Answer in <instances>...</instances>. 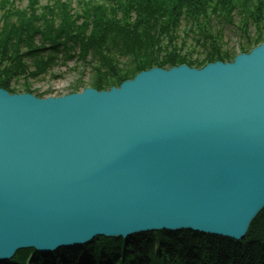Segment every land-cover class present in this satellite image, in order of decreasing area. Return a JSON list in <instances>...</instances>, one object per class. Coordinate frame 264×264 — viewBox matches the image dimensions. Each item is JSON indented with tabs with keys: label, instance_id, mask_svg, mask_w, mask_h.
I'll return each instance as SVG.
<instances>
[{
	"label": "water",
	"instance_id": "1",
	"mask_svg": "<svg viewBox=\"0 0 264 264\" xmlns=\"http://www.w3.org/2000/svg\"><path fill=\"white\" fill-rule=\"evenodd\" d=\"M264 209V43L107 91L0 89V263L94 239L241 241Z\"/></svg>",
	"mask_w": 264,
	"mask_h": 264
},
{
	"label": "trees",
	"instance_id": "2",
	"mask_svg": "<svg viewBox=\"0 0 264 264\" xmlns=\"http://www.w3.org/2000/svg\"><path fill=\"white\" fill-rule=\"evenodd\" d=\"M18 2L0 0V89L10 94L49 97L32 91L31 83L71 60L74 71L90 73L89 87L97 91L152 68L230 62L237 54L222 50L227 26L243 38L240 54L264 43V0H97L78 8L69 0H27L24 7ZM182 21L190 26L193 46L203 51L201 59L182 55ZM0 264H264V209L237 242L188 231L152 232L125 240L99 237L48 255L20 250Z\"/></svg>",
	"mask_w": 264,
	"mask_h": 264
},
{
	"label": "rangeland",
	"instance_id": "3",
	"mask_svg": "<svg viewBox=\"0 0 264 264\" xmlns=\"http://www.w3.org/2000/svg\"><path fill=\"white\" fill-rule=\"evenodd\" d=\"M40 5H44L46 1L50 0H39ZM67 1V0H61ZM89 1H97V0H69V3L72 5V7L78 8L79 6H82L84 2H89ZM27 0H19L17 6H22L24 7L26 5ZM237 6V5H236ZM239 7V6H238ZM238 23V17H234L233 19V24L234 26H237ZM200 26H204V22L201 21ZM199 26V27H200ZM189 25L186 24L185 22H181V25L178 29V34L181 37H186L188 39H183L182 41L186 42L185 47L183 48L184 50L182 51V55L186 56L187 59H201L202 58V53L203 51L200 50V48H197L196 46H193L192 39L188 37V34L190 31ZM194 29V27L192 28ZM223 36H222V50L223 51H230L234 50L235 53L238 55L239 53V48L240 46L244 43L243 38L239 37V35L236 33L234 30V27H224L223 29ZM195 31V30H193ZM254 32V31H253ZM251 38L254 37V33H250ZM232 62V61H230ZM74 67V61L71 60L66 65H60L55 67L52 72L50 73L51 75L42 79L38 80L35 82H32L31 84V90L38 92V94H46L49 93V97H62L70 94L73 92V88L76 86H79V88L76 90L75 93H80L86 88H90L89 84L91 81V75L89 72L85 71H74L72 68ZM21 94V93H20ZM35 96V95H34ZM39 98V97H37ZM237 242V241H236ZM74 248V247H73ZM78 248V247H77ZM61 250H66V249H61ZM59 250V251H61ZM58 251V252H59Z\"/></svg>",
	"mask_w": 264,
	"mask_h": 264
},
{
	"label": "bare ground",
	"instance_id": "4",
	"mask_svg": "<svg viewBox=\"0 0 264 264\" xmlns=\"http://www.w3.org/2000/svg\"><path fill=\"white\" fill-rule=\"evenodd\" d=\"M161 232H164V231H161ZM168 233V232H167ZM51 254V253H50ZM43 255H48V254H43Z\"/></svg>",
	"mask_w": 264,
	"mask_h": 264
}]
</instances>
